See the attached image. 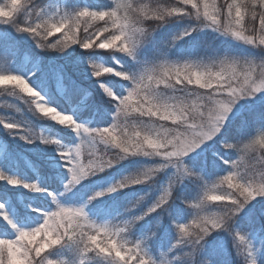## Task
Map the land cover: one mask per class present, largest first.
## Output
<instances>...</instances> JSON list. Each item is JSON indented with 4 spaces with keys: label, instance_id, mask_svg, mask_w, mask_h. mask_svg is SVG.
I'll list each match as a JSON object with an SVG mask.
<instances>
[{
    "label": "clouds",
    "instance_id": "clouds-1",
    "mask_svg": "<svg viewBox=\"0 0 264 264\" xmlns=\"http://www.w3.org/2000/svg\"><path fill=\"white\" fill-rule=\"evenodd\" d=\"M108 3L110 7L94 9L50 7L47 0H0V27L27 37L40 52L63 55L74 46L83 50L87 71L113 109L106 125L79 122L13 71L9 59L0 57V108L26 111L76 137L75 144L67 145L23 118L0 115V126L10 135L54 150L67 175L57 193L0 172V181L44 194L50 205L30 206L36 221L25 226L0 203V223L9 230L0 234V264H66L48 255L64 245L73 246L67 264H215L202 255L206 238L215 232L232 239L239 264H260L264 243H254L235 224L252 201L264 198V126L237 139H229L224 129L239 101L264 93V55L212 50L173 58L169 51L184 37L208 30L264 53V0ZM172 23L182 26L161 42L152 59H141L140 49ZM124 57L133 68L124 65ZM4 97L19 106L4 102ZM206 148L222 166L221 173L211 177L189 162ZM133 159L143 162L79 203L62 201L82 181ZM165 172L166 179L158 183ZM185 182L197 189L191 198L175 195ZM134 186L148 190L132 196L108 219L90 216L94 201ZM153 191L157 194L149 202ZM177 200L188 216L170 219L174 237L165 251L153 255L151 241ZM152 214L156 222L134 236L136 226Z\"/></svg>",
    "mask_w": 264,
    "mask_h": 264
},
{
    "label": "trees",
    "instance_id": "trees-1",
    "mask_svg": "<svg viewBox=\"0 0 264 264\" xmlns=\"http://www.w3.org/2000/svg\"><path fill=\"white\" fill-rule=\"evenodd\" d=\"M47 2L50 7L72 8L81 5H87L94 9L110 7L108 0H47ZM181 26L179 23H172L159 29L154 34L152 41L140 49L139 57L144 60L152 59L161 42ZM221 41L216 34L207 31L193 33L179 41L169 51V56L173 58L198 56L212 50H227L232 54L242 56L264 55L250 46H234ZM206 45L211 47L206 48ZM95 55L98 58L108 59L105 53ZM84 56V51L75 46L63 55L40 52L27 37L15 35L11 30L0 27V57L11 61L10 67L13 71L24 76L34 72V76L30 80L32 84L58 108L73 113L79 122L84 123V121L92 120V126L106 125L110 122L109 114L113 109L87 71ZM122 62L130 69L134 67V64L126 57L122 58ZM58 84L65 87L62 95L59 94L61 86L58 87ZM253 99L250 107L246 108L245 106L239 109L233 118L228 119L224 134L229 139L246 137L257 126H264V100H261V96H256ZM3 100L6 103H17L9 97H4ZM17 106H19L18 103ZM0 115L14 116L17 120L23 118L43 132L60 139L64 144L73 145L76 143V137L70 131L47 121H37L26 111L14 113L10 109L0 108ZM48 153L56 154L50 147L42 145L38 141L28 144L20 140L18 135H10L0 126V172L16 176L27 182L36 181L41 186L58 193L62 190V184L67 177L66 170L53 167L46 157ZM141 162L143 161L136 159L125 161L105 173L85 180L74 189L73 193H67L61 199L66 203L68 201L80 202L89 192L101 185L106 178L115 179ZM189 162L193 163L198 170H203L207 177L222 171V166L213 157L211 148H206L194 159L189 158ZM166 176V172L161 173L158 183H163ZM147 190L145 186H135L129 188L125 193L120 192L112 200H96L90 206L93 209L90 214L96 218H110L121 211L124 202ZM196 190L195 185L185 182L176 189L175 195L191 198ZM156 194V191L151 192L148 201L150 202ZM0 203L10 206L12 215L25 226H30L36 221V213L30 210V206L40 208L50 206L45 195L10 186L4 181H0ZM170 213V217L167 215L163 217L157 235L151 241L149 251L153 255H156L158 251H165L174 237L170 219L183 221L188 216L179 200L172 205ZM155 222L156 214L150 215L136 226L134 236L142 234ZM235 227L246 232L254 243H264V198L252 201L237 217ZM7 232L9 230L6 226L0 223V234ZM72 248V245L57 246L56 249L50 250L48 255L55 260L64 259L67 264V260L73 255ZM202 255L213 258L215 264H239L232 239L224 232H215L206 238ZM260 264H264V251L260 253Z\"/></svg>",
    "mask_w": 264,
    "mask_h": 264
},
{
    "label": "rangeland",
    "instance_id": "rangeland-1",
    "mask_svg": "<svg viewBox=\"0 0 264 264\" xmlns=\"http://www.w3.org/2000/svg\"><path fill=\"white\" fill-rule=\"evenodd\" d=\"M205 31H207V32H210V33H212L211 31H208V30H205ZM213 34H215V33H213ZM217 36V35H216ZM218 37V36H217ZM220 39L222 40L221 42L222 43H227V44H231V45H234V46H242V44H239V43H237V42H234V41H230V40H228V39H225V38H222V37H220ZM33 76H34V72H32V73H30V74H28V75H25V77L26 78H28L29 79V82L32 84V82L30 81L32 78H33ZM33 85V84H32ZM34 86V85H33ZM58 87H60L61 86V89L59 90V94L60 95H62L63 94V89H65V87L64 86H62L61 84H58L57 85ZM35 87V86H34ZM57 87V88H58ZM59 89V88H58ZM38 91H40L39 89H37ZM41 92V91H40ZM41 94L42 95H44V93H42L41 92ZM45 96V95H44ZM258 97H262V99L261 100H264V93H261V94H258L257 95ZM256 98V97H255ZM254 99L253 98H251V99H245V100H241V101H239L238 103H237V105L234 107V109H233V112H232V114L229 116V118H233L234 117V115L235 114H237L238 113V111H239V109H241V108H243V107H245L246 106V108L247 107H250L251 105H252V101H253ZM245 103V104H244ZM91 122H92V120H90V121H84V123H88L90 126H92L91 125ZM43 154H45V153H43ZM40 155V154H39ZM47 157V159L49 160V162H50V164L53 166V167H56V168H59V169H61V168H63L61 165H62V161L60 160V158H59V156L57 155V154H53V153H48V155L46 156ZM125 170H127V169H125ZM121 175V174H120ZM66 179H67V177H66ZM65 179V180H66ZM64 180V181H65ZM113 180V178H106L104 181H103V183H101V185H98L97 187H96V189H98V188H103V187H105V186H107L111 181ZM106 181V182H105ZM84 181H82L81 183H83ZM80 185V184H79ZM79 185H77V186H79ZM10 186H12V185H10ZM77 186H76V188H77ZM13 187H17V188H19V189H24L22 186H19V185H17V186H13ZM135 187V186H134ZM133 187V188H134ZM128 189H124V190H122L124 193L127 191ZM73 191H74V189L71 191L72 193H73ZM122 191H120V192H122ZM70 192V193H71ZM120 192H117V193H113V194H111V195H109V196H105V197H101V198H99V199H97V200H100V201H104V200H112L113 198H116L117 196H118V194L120 193ZM42 195H44V194H42ZM66 203V202H65ZM67 203H79V202H71V201H68ZM125 203L126 202H124L123 204L125 205ZM7 206V205H6ZM91 206V205H90ZM124 207V206H123ZM91 212H93V209L91 208V207H89V214L91 213ZM92 214V213H91ZM90 214V216H92ZM93 218H95V219H97V220H104V219H108L107 217H105V218H99V217H95V216H92ZM88 264H97V262L96 261H89L88 262Z\"/></svg>",
    "mask_w": 264,
    "mask_h": 264
},
{
    "label": "snow or ice",
    "instance_id": "snow-or-ice-1",
    "mask_svg": "<svg viewBox=\"0 0 264 264\" xmlns=\"http://www.w3.org/2000/svg\"><path fill=\"white\" fill-rule=\"evenodd\" d=\"M6 205V204H5ZM10 210V206H6Z\"/></svg>",
    "mask_w": 264,
    "mask_h": 264
}]
</instances>
